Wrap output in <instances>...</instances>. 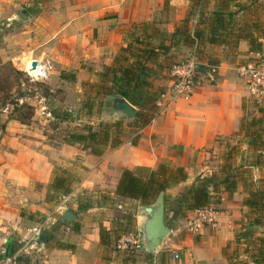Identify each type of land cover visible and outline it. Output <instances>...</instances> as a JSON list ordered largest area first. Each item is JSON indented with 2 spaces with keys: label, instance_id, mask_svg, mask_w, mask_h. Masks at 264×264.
<instances>
[{
  "label": "crops",
  "instance_id": "crops-1",
  "mask_svg": "<svg viewBox=\"0 0 264 264\" xmlns=\"http://www.w3.org/2000/svg\"><path fill=\"white\" fill-rule=\"evenodd\" d=\"M14 1L22 4L24 0H0L3 3ZM51 1L49 11L33 15L38 43L35 51L38 58L53 63L55 70L46 82L51 92L59 88L65 91V104L71 110L81 105L78 97L84 83L98 82L95 72L113 62L124 45V32L133 23L168 19L167 31L172 33L174 24L185 18L193 7L192 0L184 3L177 0ZM211 53L221 60L213 78L203 72L189 100L174 101L144 128L129 127L123 134V142L117 147H106L100 156L81 146L53 140L46 126L50 120L39 121V130L34 126L17 125L15 121L8 123L7 130L11 134H6L0 142L6 144L0 149V185L5 183V188L3 185V190L0 189V216L6 225L22 230L20 223L25 213L39 214V224L42 223L57 209L48 195L49 185L59 169L68 176L70 167H75L77 172L73 175L77 180L71 192L63 196V203L71 201L70 206L62 205L59 212L62 214L68 207L77 214L76 221L67 227L61 225L63 230L73 229V234L61 238L58 244L66 243L71 248L54 246L57 244L53 245L56 231L46 226V245L34 251L27 250L22 264H107L105 255L109 247L101 244L100 228L113 229L93 215L101 206L93 205L95 208L88 210L91 215L82 218L83 214L75 212L72 205L79 206L78 196L85 191L116 195L125 169H157L160 164L185 168L188 180L167 191L173 196L197 177L219 173L234 140L245 136L241 123L247 114L249 100L254 97L238 68L253 59L256 53L250 51L247 41H241L236 51L227 46H214ZM63 71L73 73L75 80L62 78ZM168 80L165 72L158 84H166ZM254 99L262 102L264 97ZM261 109L258 107V114H262L258 112ZM232 160L237 170L248 172L233 194H219L220 203L214 205L218 211L217 229L206 226L191 233L188 223L198 211L174 220L171 235L164 245L165 252H178L181 259L168 262L167 258L161 257L155 259L158 264H229L223 255L224 248L234 240L238 221L247 211L243 201L255 187L252 180L256 182L260 177L257 168L241 167L244 164L242 157ZM37 183L39 190H34ZM53 207L55 209L51 211ZM115 261L113 258L109 264H115Z\"/></svg>",
  "mask_w": 264,
  "mask_h": 264
},
{
  "label": "trees",
  "instance_id": "trees-1",
  "mask_svg": "<svg viewBox=\"0 0 264 264\" xmlns=\"http://www.w3.org/2000/svg\"><path fill=\"white\" fill-rule=\"evenodd\" d=\"M196 8L195 16L191 11L185 18L174 24L172 33L160 28L156 23H133L124 32V45L113 62L95 72L98 82H85L88 90L85 99L77 111L57 107L50 111L52 117L60 122L87 120L80 131L69 132L63 142L81 146L83 150L100 156L106 147H117L123 142L122 120L102 121L103 107L109 105L111 96H121L138 109L130 123L131 127L144 128L157 113L156 99L164 84L163 73L170 70L176 54L182 50L195 54L200 64H204L209 73L211 66H218L220 58L211 53L214 46H227L236 51L241 41H247L250 51L264 52V0H192ZM188 55V56H189ZM61 77L75 80L73 73L63 71ZM90 91L96 93L95 97ZM83 96V95H81ZM81 99H79L80 102ZM109 100V101H108ZM106 102V103H105ZM97 118L98 125L91 119ZM263 119L253 117L246 121L243 117L241 131L245 132L248 148L242 156V166L257 168L260 177L252 185L243 205L247 211L241 221L233 241L224 248L223 255L229 264H264V129ZM229 150L226 163L219 173L197 177L192 184L184 185L176 196L168 194L172 187L185 183L188 174L183 167H170L160 164L157 169L138 167L125 169L118 182L116 196L150 204L161 191L166 192V222L170 229L173 221L183 219L191 211L202 210L220 203L219 194H233L238 183L245 179L247 170H237L233 153ZM254 183V184H253ZM72 181L65 172L57 173L49 185V192L66 195L72 190ZM105 197V196H104ZM63 227L68 225L59 221ZM45 228V227H44ZM45 230V229H43ZM76 230V229H75ZM118 237L114 231L104 226L100 228L101 244L111 247ZM10 255L16 252L13 241L9 238ZM71 248L60 243L54 245ZM152 262L154 255L143 253ZM132 263L135 260L131 261ZM126 264V263H122Z\"/></svg>",
  "mask_w": 264,
  "mask_h": 264
},
{
  "label": "rangeland",
  "instance_id": "rangeland-1",
  "mask_svg": "<svg viewBox=\"0 0 264 264\" xmlns=\"http://www.w3.org/2000/svg\"><path fill=\"white\" fill-rule=\"evenodd\" d=\"M51 2V0H24L22 4L18 1L11 3L0 2V142L6 134H11V131L7 130L8 123L11 121H15L14 123L17 125L24 124L34 126L35 129L39 130V121L46 122L50 120V123H46V126L50 129L49 135L57 142H63V138L69 132L80 131L85 123L88 122V119L84 121L75 120L73 122H60L54 119L52 115L49 114L52 109L57 107L70 109V107H66L65 104L67 101L65 91L59 88L55 92H51L47 82H31L24 72L27 61L32 57L38 58L35 51L38 47V43H36L35 19L34 17L32 19L24 17L21 13V9L26 8L32 15H37L41 14L43 11H49ZM190 11L191 18L193 19L196 8L193 6ZM154 23L167 31L169 20H161L160 22L156 21ZM176 55V58L170 60L172 64L186 59L189 55V51L182 50ZM87 90V87H83L82 92L79 93L78 98L81 99L80 103L86 98L84 93H86ZM90 95L95 97L96 93L90 91ZM249 101L247 114L245 115L246 121H250L253 117L261 118L263 119L261 126L264 129V99L260 102L254 98H250ZM108 103L109 105H104L103 107L102 121L112 122L114 120H122V131H127L128 128L131 127L130 123L134 121L133 118L120 119L113 117V101L110 100ZM258 107H262V109L258 111L262 114L257 113ZM78 109L79 108L72 110L77 111ZM91 121L92 123L94 121L93 124L95 126L99 123L97 118H93ZM241 133L243 135V132ZM246 141L247 138L245 136L236 138L234 143L230 146L233 148V153L229 158L242 157L248 148ZM55 144L58 143L55 142ZM245 145L246 148L243 149ZM3 146H6V144H0V149H2ZM74 170L75 167H70L67 171L70 179H72V186L74 182H76L75 180H77V177L73 176L77 175V172ZM62 172L63 170L60 168L58 173L61 174ZM3 185L5 188V183H3ZM3 185H0V189L2 190ZM34 190H39L38 183L35 184ZM168 194L172 195L169 192ZM63 196L64 195L60 193L57 194L54 192H49L48 195L49 201L54 202L53 206H56L57 209L59 207L58 210H54L55 208L53 207L51 209V211L54 210L53 213L44 218L45 220L50 217V221L47 222L46 226L56 231V235L53 236V245L54 243L58 244L61 238L64 239L65 236L73 234V229L71 231L68 229H61V224L59 222L62 215L59 213L61 211L60 207L62 205L69 207L71 203V201L63 203ZM140 204V202L123 199L116 195L112 196L106 193L85 191L78 196L79 206L76 207L72 205V207H75V209H73L75 212L83 214V216H81L82 218L88 214V210L91 207L95 208L94 206H101L98 207L100 209L93 215L98 217L100 221H106L107 225L109 223L111 229L114 231V235L118 237L117 241L107 250V255H105V257H107L105 261L107 264H109L113 258L116 260L115 264H158L155 259L161 257L167 258L168 262H173L172 254L165 252L164 245H166V243L159 249L156 258L154 257L152 262H149V259L143 255L145 252L141 250L140 222L142 218ZM38 224L39 214L36 213L34 215L33 213L23 214L20 223L22 230L6 225L3 222V218L0 216V264H7L5 258L7 257L8 245H10V242H8L9 238L13 241L16 252L22 250L21 255L18 257V264H22V261L24 263L26 251L29 249L30 251H34L38 248L35 245L31 246V243H27L30 237L29 229ZM46 226L44 229H46ZM46 231H48V228ZM127 235L134 236L136 242L133 244V247L132 244H130L127 248L118 249L117 244L119 240ZM166 241H168V239ZM133 260H135L134 263L131 262Z\"/></svg>",
  "mask_w": 264,
  "mask_h": 264
},
{
  "label": "built area",
  "instance_id": "built-area-1",
  "mask_svg": "<svg viewBox=\"0 0 264 264\" xmlns=\"http://www.w3.org/2000/svg\"><path fill=\"white\" fill-rule=\"evenodd\" d=\"M180 3H184L185 0H177ZM38 62V67L33 68V62ZM199 59L195 54L189 55L186 59L175 62L170 70L168 71L169 80L164 84L163 90L157 95L156 106L157 113H163L170 105L178 100L184 99L189 100L199 82V77L203 74L200 68ZM218 66H211L210 72L206 73L208 76L213 78L218 72ZM54 70V65L49 59L30 58L24 68V72L31 82H46L51 76ZM241 77L245 80L247 89L254 98L261 99L264 97V54L256 53V56L241 65L238 68ZM51 115V113H49ZM198 214L196 217L191 218L188 223V228L191 232H199L206 226L212 229H217L219 225L218 211L214 205L206 207L202 210H197ZM50 221V217L45 219L42 223L29 229V240L27 243L34 245V239L40 230H43L47 222ZM133 235L124 236L119 240L117 247L118 249H124L129 247L130 244L135 243ZM22 250L9 255L5 258L7 264H18V257L21 255ZM174 260H180L181 255L178 252L172 254Z\"/></svg>",
  "mask_w": 264,
  "mask_h": 264
},
{
  "label": "water",
  "instance_id": "water-1",
  "mask_svg": "<svg viewBox=\"0 0 264 264\" xmlns=\"http://www.w3.org/2000/svg\"><path fill=\"white\" fill-rule=\"evenodd\" d=\"M21 13L24 17L32 19L33 15L28 9L22 8ZM38 67V62H33V68ZM200 67L207 70L206 65L201 64ZM113 101L112 115L115 118H134L138 109L129 103L121 96H111L109 98ZM166 192L161 191L154 202L150 204H140L141 209V250L145 253L155 255L159 249L165 244V241L171 235L172 230L166 222ZM77 214L69 208H65L61 215V221L65 224H71L77 220ZM47 242V237L44 230H40L34 239V245L37 247H44ZM10 245H8L6 256L9 253Z\"/></svg>",
  "mask_w": 264,
  "mask_h": 264
}]
</instances>
